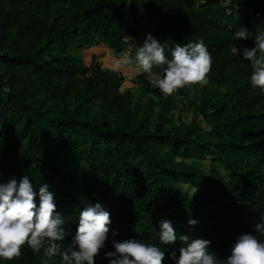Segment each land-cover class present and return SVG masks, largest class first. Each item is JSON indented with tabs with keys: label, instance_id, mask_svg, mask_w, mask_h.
<instances>
[{
	"label": "trees",
	"instance_id": "obj_1",
	"mask_svg": "<svg viewBox=\"0 0 264 264\" xmlns=\"http://www.w3.org/2000/svg\"><path fill=\"white\" fill-rule=\"evenodd\" d=\"M241 26L263 29L264 0H0V183L27 177L37 192L48 185L69 233L64 248L79 212L101 203L111 224L95 264H108L113 240L167 252L158 237L165 219L225 258L264 221V91L250 85L249 62L230 51L254 46L235 40ZM149 33L169 59L176 44L200 39L212 55L207 94L187 124L175 123L171 99L147 73L136 76L135 94L95 55L85 64L69 51L101 43L114 54L132 47L134 57ZM0 264L60 258L25 247ZM164 264H175L167 253Z\"/></svg>",
	"mask_w": 264,
	"mask_h": 264
},
{
	"label": "clouds",
	"instance_id": "obj_2",
	"mask_svg": "<svg viewBox=\"0 0 264 264\" xmlns=\"http://www.w3.org/2000/svg\"><path fill=\"white\" fill-rule=\"evenodd\" d=\"M132 2L125 0L126 4ZM234 36L235 40H253V47L241 50L234 45L230 51L249 62L250 85L264 91V29L253 34L241 26ZM132 52L130 47L124 53L125 64H134L141 73L153 74L154 66L161 70L154 82L165 98L184 88L209 84L213 59L203 39L176 44L169 59L164 45L149 33L141 46L134 47V57ZM64 223L47 184L37 192L27 177L0 183V260H18L27 247L36 254L43 251L47 260L59 257L60 264H95L108 239L110 213L99 202L86 205L79 212L78 227L68 248L63 247L69 234ZM196 223L194 219L188 221L189 225ZM159 228V244L170 246L167 252L157 244L136 238L113 240L114 251L105 252L108 264H164L166 253L175 264H264V239L260 238L264 237V221L253 226V233L258 235L238 236L225 258L209 250L208 240L178 236L170 220L160 221ZM177 240L181 243L178 250L171 247Z\"/></svg>",
	"mask_w": 264,
	"mask_h": 264
},
{
	"label": "rangeland",
	"instance_id": "obj_3",
	"mask_svg": "<svg viewBox=\"0 0 264 264\" xmlns=\"http://www.w3.org/2000/svg\"><path fill=\"white\" fill-rule=\"evenodd\" d=\"M263 29H264V26H263ZM135 42L136 41H134V43ZM141 45H138V47ZM70 51L72 50L70 49ZM123 56H124V53L114 54L112 52H109L107 55L102 57V59L100 60V64L102 66L114 69L122 75V82L120 85L121 89L131 87L133 88V92L137 94L139 93V88H138L139 86L136 83L135 79L139 71L134 64H125L123 61ZM88 62L89 60L86 61L85 64H88ZM157 75L159 74L154 73V72L153 74H147L146 80L151 85L155 86L154 81ZM206 94L207 93L202 88L193 87V88L181 89L175 95L168 97L169 99H171L172 105L174 107L173 114L175 118L174 120L175 123L177 124L189 123L192 115H194V113L196 112V107H197V104L199 103V100ZM145 95L140 96L141 101H145L146 99ZM152 100L155 103H158V98L156 96H152ZM198 118H199V122L202 128H206V125L203 123L200 115L198 116ZM203 163L206 164V161H204Z\"/></svg>",
	"mask_w": 264,
	"mask_h": 264
},
{
	"label": "crops",
	"instance_id": "obj_4",
	"mask_svg": "<svg viewBox=\"0 0 264 264\" xmlns=\"http://www.w3.org/2000/svg\"><path fill=\"white\" fill-rule=\"evenodd\" d=\"M70 49L72 51H70ZM69 51L72 52L75 56L80 57L83 63L88 61L91 55H95L96 61L100 63L102 57L107 55L109 52H111L109 49L105 48L101 43L98 44L93 43L89 46H85L82 48L70 47Z\"/></svg>",
	"mask_w": 264,
	"mask_h": 264
}]
</instances>
